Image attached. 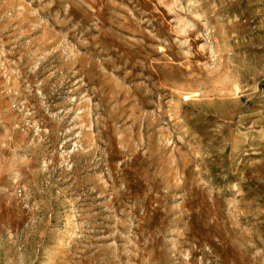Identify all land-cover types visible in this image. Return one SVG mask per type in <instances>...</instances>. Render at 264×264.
Returning <instances> with one entry per match:
<instances>
[{"label": "rangeland", "instance_id": "1", "mask_svg": "<svg viewBox=\"0 0 264 264\" xmlns=\"http://www.w3.org/2000/svg\"><path fill=\"white\" fill-rule=\"evenodd\" d=\"M0 264H264V0H0Z\"/></svg>", "mask_w": 264, "mask_h": 264}]
</instances>
